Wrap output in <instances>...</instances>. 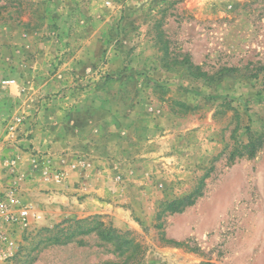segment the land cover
<instances>
[{
  "label": "rangeland",
  "instance_id": "1",
  "mask_svg": "<svg viewBox=\"0 0 264 264\" xmlns=\"http://www.w3.org/2000/svg\"><path fill=\"white\" fill-rule=\"evenodd\" d=\"M261 136L264 0H0V264H264Z\"/></svg>",
  "mask_w": 264,
  "mask_h": 264
},
{
  "label": "built area",
  "instance_id": "2",
  "mask_svg": "<svg viewBox=\"0 0 264 264\" xmlns=\"http://www.w3.org/2000/svg\"><path fill=\"white\" fill-rule=\"evenodd\" d=\"M22 212L20 216L25 215ZM10 220V215L5 206L0 205V258L6 257L14 245V240L11 239L9 233L2 229V225Z\"/></svg>",
  "mask_w": 264,
  "mask_h": 264
},
{
  "label": "trees",
  "instance_id": "3",
  "mask_svg": "<svg viewBox=\"0 0 264 264\" xmlns=\"http://www.w3.org/2000/svg\"><path fill=\"white\" fill-rule=\"evenodd\" d=\"M263 137L261 136V138H256V139H250L248 144L246 145L247 147L250 148L251 154L253 155L256 150L258 149V147H260L263 143Z\"/></svg>",
  "mask_w": 264,
  "mask_h": 264
}]
</instances>
